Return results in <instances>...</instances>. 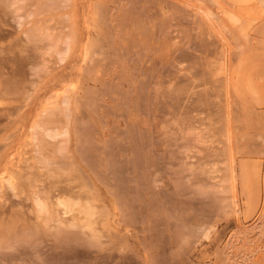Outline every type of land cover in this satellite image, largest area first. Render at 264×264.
<instances>
[{"label": "rangeland", "instance_id": "obj_1", "mask_svg": "<svg viewBox=\"0 0 264 264\" xmlns=\"http://www.w3.org/2000/svg\"><path fill=\"white\" fill-rule=\"evenodd\" d=\"M0 264H264V0H0Z\"/></svg>", "mask_w": 264, "mask_h": 264}]
</instances>
